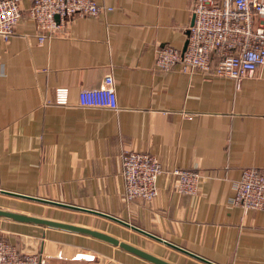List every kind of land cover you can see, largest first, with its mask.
<instances>
[{
	"label": "crops",
	"instance_id": "0c3cea01",
	"mask_svg": "<svg viewBox=\"0 0 264 264\" xmlns=\"http://www.w3.org/2000/svg\"><path fill=\"white\" fill-rule=\"evenodd\" d=\"M33 1H21L10 41L0 38V188L112 214L217 264H264V209L232 203L245 168L264 172V66L240 87L211 70L160 69L158 47L184 50L197 0H97L98 15H74L43 43ZM108 70L118 108L80 106V90ZM61 86L66 104L56 102ZM129 150L160 159L155 199L124 198ZM175 168L204 174L197 194L176 190ZM19 198L30 214L106 231L176 264H209L106 216ZM0 239L49 264H154L85 234L4 218Z\"/></svg>",
	"mask_w": 264,
	"mask_h": 264
},
{
	"label": "built area",
	"instance_id": "2783aa9c",
	"mask_svg": "<svg viewBox=\"0 0 264 264\" xmlns=\"http://www.w3.org/2000/svg\"><path fill=\"white\" fill-rule=\"evenodd\" d=\"M22 0H0V38L7 42L15 34L23 16ZM104 6L97 0H34L27 10L39 28V42L76 14L98 15ZM194 22L189 27L185 51L172 45L158 47L157 66L171 70L178 64L184 71H213L229 76L238 87L244 77L264 66V0H197ZM69 88H57L59 104L68 103ZM80 106L117 109L116 80L112 70L98 77L93 85L80 90ZM124 198L147 201L159 194L158 177L163 172L160 159L143 150L123 155ZM175 188L195 195L204 180L200 170L175 168ZM232 203L245 210L264 209V172L247 167L235 182ZM51 257L22 251L16 244L0 239V264H49Z\"/></svg>",
	"mask_w": 264,
	"mask_h": 264
},
{
	"label": "water",
	"instance_id": "95a60500",
	"mask_svg": "<svg viewBox=\"0 0 264 264\" xmlns=\"http://www.w3.org/2000/svg\"><path fill=\"white\" fill-rule=\"evenodd\" d=\"M194 22V20H193ZM192 22V24H193ZM188 42L187 41L184 50H186L187 46H188ZM0 192L1 193H5L8 195H13V196H19V197H24L27 199H33V200H41V201H45L51 204H56V205H61V206H66V207H71V208H77V209H82L85 211H89V212H94L96 214H100L103 216H106L108 218H111L113 220H116L120 223H123L127 226H131L132 228L146 234L149 235L155 239H158L160 241L165 242L167 245L172 246L182 252H185L187 254H190L206 263L209 264H217L215 262H212L202 256H199L189 250H186L185 248L176 245L168 240H165L163 238H161L160 236H157L155 234H152L146 230H143L137 226H134L132 224H130L128 221L126 220H122L121 218H118L112 214H107L104 212H100V211H96V210H89V209H84V208H80L79 206H74L71 204H66L63 202H57V201H53V200H47V199H43V198H37L34 196H28L25 194H20L18 192H14V191H10V190H5V189H1L0 188ZM0 218H4V219H9V220H13V221H18V222H23V223H30V224H35V225H39V226H44V227H49V228H55V229H60V230H65V231H70V232H75V233H80V234H85L94 238H98L100 240L106 241L108 243H111L115 246H118L132 254H135L147 261H150L154 264H176L170 260H167L163 257H160L150 251H147L146 249L137 246L135 244H132L126 240H123L115 235H112L106 231L103 230H99L97 228H93L87 225H82V224H77V223H72V222H67V221H61L58 219H53V218H47V217H43V216H39V215H34V214H30L27 212H22V211H16V210H12V209H7L4 207H0Z\"/></svg>",
	"mask_w": 264,
	"mask_h": 264
},
{
	"label": "rangeland",
	"instance_id": "374dc122",
	"mask_svg": "<svg viewBox=\"0 0 264 264\" xmlns=\"http://www.w3.org/2000/svg\"><path fill=\"white\" fill-rule=\"evenodd\" d=\"M23 202H25V201L19 197H14V196H10V195L4 194V193H0V207L25 212V211H27L26 210L27 207L32 206V205H27L28 203H26V202L23 203ZM27 213H29V212H27ZM58 214H60V213H58ZM144 244H143V246H144ZM175 261L179 262L177 260H175ZM182 262L183 261L180 260V263H182Z\"/></svg>",
	"mask_w": 264,
	"mask_h": 264
}]
</instances>
